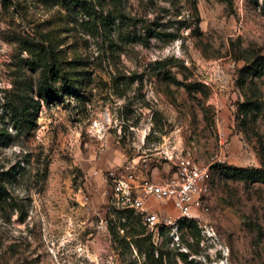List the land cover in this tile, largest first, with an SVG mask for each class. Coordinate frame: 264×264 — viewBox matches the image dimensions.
Listing matches in <instances>:
<instances>
[{
  "label": "rangeland",
  "instance_id": "374dc122",
  "mask_svg": "<svg viewBox=\"0 0 264 264\" xmlns=\"http://www.w3.org/2000/svg\"><path fill=\"white\" fill-rule=\"evenodd\" d=\"M65 3L0 0V264L141 261L108 232L122 235L124 211L108 173L160 181L185 157L208 169L209 191L194 227L152 233L163 264H264V183L229 173L264 162V71L240 75L243 57L264 55V0H121L96 37ZM146 30L161 34L143 45ZM39 46L77 97L39 100ZM244 95L258 98L245 118ZM147 202L160 221L176 215Z\"/></svg>",
  "mask_w": 264,
  "mask_h": 264
},
{
  "label": "trees",
  "instance_id": "16d2710c",
  "mask_svg": "<svg viewBox=\"0 0 264 264\" xmlns=\"http://www.w3.org/2000/svg\"><path fill=\"white\" fill-rule=\"evenodd\" d=\"M65 5L68 4L75 7L82 19L80 21L81 28L85 33L91 37L99 35H109L111 29L116 22L120 21L121 14V0H65ZM158 33L153 30H146V34L142 37L140 34L134 35L136 40L141 44H146L148 37L159 36ZM168 36H171L168 34ZM35 56L40 61L42 68L41 78L37 87V94L39 100L44 104H49L53 101L61 100L62 94H71V96H78L74 91V83L77 81H71L65 75L61 74L59 68L62 64L56 58L50 56V51L42 46H39ZM244 65L241 69V79H244L246 73L252 76H259L264 71V55H251L250 57H243ZM258 108V98L252 95H244V99L238 104L237 114L242 117L252 116L254 111ZM2 134H0L1 139ZM229 173L238 178H244L246 180H258L264 183V162L260 167L251 169H230ZM3 190L0 178V197ZM1 199V198H0ZM130 209L121 211L119 213L121 223H119V229L122 230V235H118L116 227L113 225L108 226V232L111 235L112 240L121 241L125 246L130 244L133 246L135 253L141 258V261L135 260L131 264H163L162 252H160L156 246L152 244V233L148 232L144 225L140 222L138 215L136 220L130 222V217H123V213H129ZM195 221L192 219H183L176 222V227H194ZM128 226L127 230H124ZM160 228H163L160 227ZM129 238L128 240H126ZM156 251V256L154 252Z\"/></svg>",
  "mask_w": 264,
  "mask_h": 264
},
{
  "label": "built area",
  "instance_id": "2783aa9c",
  "mask_svg": "<svg viewBox=\"0 0 264 264\" xmlns=\"http://www.w3.org/2000/svg\"><path fill=\"white\" fill-rule=\"evenodd\" d=\"M132 165L125 168L123 174L110 171L113 204L121 210L131 209L139 214L140 222L148 232H156L159 224L176 225L178 220H196L205 209L208 195L209 171L185 158L175 164L173 174L164 180H137ZM152 199L158 202H169L176 212L173 218L160 221L155 210H148L146 202Z\"/></svg>",
  "mask_w": 264,
  "mask_h": 264
},
{
  "label": "crops",
  "instance_id": "0c3cea01",
  "mask_svg": "<svg viewBox=\"0 0 264 264\" xmlns=\"http://www.w3.org/2000/svg\"><path fill=\"white\" fill-rule=\"evenodd\" d=\"M146 208L148 209V210H155V208L151 205V203L150 202H146ZM158 210H159V208H158Z\"/></svg>",
  "mask_w": 264,
  "mask_h": 264
}]
</instances>
